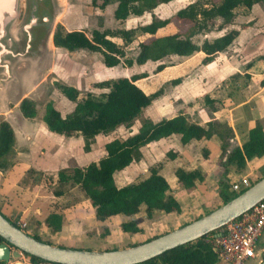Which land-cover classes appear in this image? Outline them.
<instances>
[{
  "label": "trees",
  "instance_id": "16d2710c",
  "mask_svg": "<svg viewBox=\"0 0 264 264\" xmlns=\"http://www.w3.org/2000/svg\"><path fill=\"white\" fill-rule=\"evenodd\" d=\"M173 1L176 0H91V3L93 7L102 10L109 5H116L114 18L117 21H125L130 16L142 17L146 13L154 11L160 5L169 4ZM256 4H261L264 7V0H220L219 2H216V0H197L180 8L170 18L153 17L149 23L128 30H93L91 36L83 31L66 32L57 27L53 35V44L55 47L69 52L84 49L99 53L103 58L104 65L108 68L120 64L127 67H132L134 64L142 66L151 61L159 63L154 70V73H159L169 66L164 61L170 57L177 56L189 59L199 52L206 55L203 63L208 64L213 61L218 53L226 51L233 44L239 32L231 30L214 40L205 39L201 44L196 41V37L210 32L215 21L222 20L225 25L231 24L236 18L235 11L238 8L244 7L250 10ZM174 20L185 22L190 26L185 32L157 36L159 30L167 27ZM144 35H150L152 38L138 44L139 52L135 59L129 57L126 48L138 37ZM115 37L120 38L124 45L120 46L109 39ZM148 76L147 73H141L130 78L120 77L96 83V88L108 90V92L98 96L88 93L81 100L78 99L79 92L77 89L64 86L62 92L68 100L75 103L74 110L63 117L52 104H48L43 120L49 131L53 133L65 137L80 136L84 142L83 150L89 152L97 136L108 135L121 126L132 125L143 114V111L159 97V92L148 95L136 85L137 81ZM179 82L180 79L170 81L175 85ZM202 104L207 109L209 116L213 118V112L217 111L216 101L206 95L203 97ZM20 110L25 118L32 119L37 115L34 103L27 98L21 102ZM215 134L219 136L222 142L221 152L225 162L227 165L234 164L238 171L245 169L247 162L264 157V131L260 123H257L249 131L248 138L241 147H235L229 151V141L233 138L234 133L227 124L213 121L205 128L191 122L188 116L181 113L156 123L149 120L144 121L136 134L124 140L114 139L108 142L105 145V155L85 167L75 166L71 169H61L56 177L30 169L20 183L24 187L30 186V190L35 191L44 180V183L48 184L47 186H51L55 197H62L77 188L90 201L95 211L96 220L99 222H104L117 215L133 218L141 212L142 208L147 219H153L156 211L167 214H181L180 203L173 197L167 180L157 169H151L149 177L142 181L124 187L116 185L114 175L132 163L139 162L142 157L141 148L153 142L179 135L181 143L187 145L193 140L211 139ZM15 145L16 137L13 128L7 121H1V171H6L11 167L10 157L14 153ZM168 156L175 158L176 155L171 151ZM175 175L181 186L186 190H193L196 182L204 180V176L199 170L185 171L177 169ZM45 177H47L46 180ZM262 178H264V174ZM242 192L236 193L233 191L228 181L221 183L219 197L223 203L222 205L233 200ZM0 213L34 239L54 245L51 240H43L38 234L28 232L27 229L6 217L1 209ZM64 223L63 215L52 213L39 225H44L48 230V234L55 235L62 230ZM121 230L129 234L143 232L138 227V222L135 219L122 222ZM107 233L105 231L104 235H107ZM209 236L175 248L143 264H216L218 256L213 249ZM3 242L4 240L0 237V244ZM133 246L136 245L129 247ZM27 257L30 259L31 264H52L36 257ZM0 264L8 263L0 262Z\"/></svg>",
  "mask_w": 264,
  "mask_h": 264
},
{
  "label": "crops",
  "instance_id": "0c3cea01",
  "mask_svg": "<svg viewBox=\"0 0 264 264\" xmlns=\"http://www.w3.org/2000/svg\"><path fill=\"white\" fill-rule=\"evenodd\" d=\"M255 6L256 5H254L253 8L250 9L246 14L236 15L234 21L231 24H227L226 29L219 30V32L210 31L211 34H208L210 32L205 34L206 39L210 38V40H214L231 30H236L239 32V35L234 40L233 44L226 51L218 53L214 57L213 61L208 64L203 63V60L206 57V55L203 52H199L189 59H183L181 57L172 56L167 60H170L171 58H176L175 62L169 65L168 67H166L163 71L159 73H154V70L156 68L151 72L149 69H146L148 68V66L154 63L157 64L156 65L157 67L159 64L158 62L149 61L145 65L139 66L137 64H134L132 67H127L124 64H120L116 67L110 68V70L106 69L108 67H106L102 62V67L104 68V72L107 74V78L101 81H96L91 86L96 88L95 84L102 81L117 79L120 77L130 78L131 76L136 74L147 73L149 76L145 79H141L137 81L136 85L139 86L146 94L149 95V94H153L152 89H150V87H142V85L149 78L160 79L159 81L162 82H170L176 79L181 80L183 78V84H179L178 86L175 87V99L170 100V102L167 104V109L169 108L165 112L167 113V115L160 117L162 114L156 112L155 113L156 116H153V118L150 117L152 120L154 119V123L159 122L163 119L175 117L181 113L183 115L188 116L191 122L199 124L205 128L208 127L209 123L213 121H217L222 124H227L233 130L234 136L232 139H230V141L234 143V146L230 145L229 151H231L235 147H241L244 141H246V139L248 138L249 131L252 130L257 123H260L262 125L264 131V58L262 59L260 58V60L257 58L258 56L259 57L264 56V54L259 53L261 51L260 45L263 41L262 32H264L263 31L264 21L262 18L260 19V15L264 16V11L262 10V13L259 15L258 12L254 11L256 8H258ZM93 8L98 12L94 14H97V16L101 17V19L99 20L100 21L99 26L102 25L105 26V19H103L102 21V18H104L108 6L103 10L95 7ZM113 9L115 10V8ZM114 10H113V18H114ZM235 12L237 14V10ZM142 17H138V18H142ZM67 19L68 18L59 21L60 24L63 26L64 31L66 32L83 31L87 34L85 29H83L84 28L83 21L78 20L77 23H74L73 25L70 26L69 21ZM114 20L117 21L115 18ZM56 22H57V14H55V10H54V22L51 31L49 32L47 38L42 41L39 47L40 55L36 61L27 58L19 59L14 65H12L11 78H7V76L4 73H0V121L1 118L4 117V120L7 121L13 128L16 137V145L14 148V153L12 155L13 158L12 160L10 159L12 165L6 171L0 170V198L4 200V202L7 205L8 204L10 205V206L8 205V208L13 211L12 213L17 214L21 219L34 218L36 221L41 223L52 213H58V214H63V213H61L60 210L51 212L53 210L52 207L51 208L45 207V209L43 210V214L40 215L35 214L34 209H36L38 204L41 203L39 197L41 196L46 197L47 198L46 205H49L52 204V202L56 204L57 201L64 198V196L55 197L52 193H48L47 190L43 188V185H40L35 191L30 190L32 192L24 189L25 187L22 186L20 182L22 178L26 175V173L30 169H34L37 172H41L45 175H52L55 177L54 173H57L61 169L67 168L68 166L67 161L70 159L77 161L79 167H85L90 163L99 160V159L98 160L91 159V160H87L83 164L79 162V158L77 154L72 152L70 149L71 145L76 144L78 149L79 150L81 149L80 151L81 154L89 156L94 153L93 149L95 144L92 145L91 151L85 153L83 151L84 142L80 136L65 137L49 131L45 122L43 123L42 121L44 116H42L40 120L36 117L32 119L25 118L22 112L20 115L19 108L21 102L24 99L31 97L32 93L34 92L35 86L32 85L29 91L27 93H24L23 96L20 98V100H18V102L16 103H13L11 100H9V98L6 96L5 93L9 84L19 82V75H16L15 69L18 67V64L20 62L29 63L30 66L37 68L38 67L37 65L41 62V60L44 57L45 48H47L49 50V53L51 54H55L56 52H59L61 54H64L63 52H69L65 49L57 48L53 44V35H54L53 30ZM118 22H123V21H118ZM218 22H221V20H218ZM169 26L170 24L167 27L159 30L157 32V36L168 35V34H163L162 32L168 29ZM94 30L104 31L107 29L103 27V28H95ZM146 38L150 39L152 38V36L150 35L140 36L134 42H137L139 40L138 41L139 44L140 42H144V39ZM109 39L120 46L124 45V42L120 38L115 37ZM128 47L126 48V50L128 49ZM78 52H80L81 54H85L84 49L77 50L71 53L75 54ZM91 53H96V52H91ZM99 55L101 56V54ZM122 66L126 67L127 71H129L132 68H135L136 70H138V68H142V69L141 71H139V73H130V74L125 73L118 77L114 76V74L117 73L118 71L121 72ZM209 68L210 69L215 68L216 73L220 72L222 74L221 78H219V80L217 81L216 80L209 81L208 78L206 77ZM230 77H232L235 80L230 81L229 79ZM244 77L248 79L245 80ZM213 83L220 84V87H218L214 92H212L211 90L214 85ZM197 86H201L203 87V89L198 94H195L191 98H189L190 96H188L187 93L194 90ZM99 90L100 91L98 95L108 92V90H101V89ZM92 92L93 91H89V93L94 95V93ZM199 94H202V97L200 98L201 99L200 107L199 108L196 107L197 108L196 109L195 97L198 96ZM206 95H208L212 100L216 101L217 111L213 112L212 114L213 118L209 116L207 109L202 104L203 97ZM12 104L14 105V107L18 108L17 113H14L13 108L11 107ZM149 108L150 106L146 108L143 111V113L147 112ZM62 116L66 117L67 115H62ZM138 130L135 131L134 134L137 133ZM108 135H99L97 136L95 141L96 143L100 138H104L105 142L103 143V156L105 155V145L108 142L114 140V139L108 140L107 139ZM221 144L222 142L219 136L216 134L211 139H203L200 141L193 140L187 145H183L181 143L179 135H173L168 138H164L159 141L153 142L149 145H146L145 147H142L141 148L142 157L140 161L134 162L124 170L117 173L128 176L129 173L132 174L133 170H136L137 172L143 171L144 169L148 168L147 166L149 164L153 165L155 162H157L156 160H158L159 156L166 153L168 154L169 152L172 151L176 155L175 158H168L165 162L162 161L161 163L162 165L157 170L167 180L171 188V194L180 203L182 209L181 214H176V213L167 214L162 211H156L153 219H147L146 214L142 208L141 212H139V214L135 215L133 218L126 217L124 215H117L109 218L104 222H99L96 220L95 211L92 207L93 209L92 217L94 218L96 225L98 226L99 224H101L107 226V228L109 229V234L107 233V235H105L101 239L93 238V241L90 242L93 245V247H88V246L77 247L74 245L72 246L59 245V246L88 249L93 251H106L107 250L106 246H108V244L110 243V239L113 238V233L112 230L110 229V225H108V222L116 219L120 220V224H119L120 230H121L122 222L128 221L130 219L137 220L138 227L143 230V232L139 234L124 233L121 230L120 237L122 239L123 249L131 245H137L151 239L149 237L145 238L148 231L147 228L151 227V225L154 224L155 219L159 217H168L171 220V223L165 230V233L169 231H173L174 229L186 223H191L190 221L189 222L187 221L188 217L190 216L187 208L190 198L193 199L194 202V205L190 210H193L194 206L200 208L202 203L205 205V210L208 209L209 207L207 204H210L209 201L212 198L214 199V196H216L217 199L221 201L219 197V186L215 188V192L208 191V186H206L209 176L213 172L218 173L221 170V168L218 167V164H216V157H218V155L221 152ZM194 145L196 147L195 151H198L199 149L207 150L209 152L208 158L203 160L202 162L198 161V158L195 156L193 151L191 154V150H192L191 148ZM190 156L192 157L195 156L194 157L195 159L192 157L190 159ZM51 161L57 162L58 168H55L56 170H54L53 167L49 166L50 165L49 163ZM263 168H264V157L255 158L247 162V166L245 167V169L241 171L238 170L236 171V169L232 170V172L229 171L226 177L228 183L232 181H239L244 177H248L251 180H255L257 178V173L259 172V170ZM177 169H183L185 171L199 170L203 174L206 182H202L201 185L196 183V187L193 191L186 190L181 186L175 175ZM165 172H168L171 175V179L165 177L164 174ZM147 177L149 176L147 175ZM202 189H206V190L202 192ZM1 205H0L1 212L6 217L11 219L10 217L12 216L11 215L9 216L8 213H5L4 210H2ZM190 206L191 204L189 205V207ZM195 211L198 212L199 214L200 211L202 212V209L198 211V208H196ZM200 217L201 215H198L196 219ZM41 227L47 230V228L44 225H42ZM65 227L66 224L64 223L62 230L55 234V238L58 241L60 239L67 240L68 236ZM258 251L264 252V246L261 248L260 241L258 244ZM216 264H226V263L222 260H219L218 258Z\"/></svg>",
  "mask_w": 264,
  "mask_h": 264
},
{
  "label": "rangeland",
  "instance_id": "374dc122",
  "mask_svg": "<svg viewBox=\"0 0 264 264\" xmlns=\"http://www.w3.org/2000/svg\"><path fill=\"white\" fill-rule=\"evenodd\" d=\"M35 1L36 0L20 1L21 10L19 17L15 22V28L19 29L20 32L22 26L25 24V21L27 20L28 12L25 10V7H31ZM195 1L197 0H176L169 4H163L162 6L156 8V10L150 13H146L145 16L142 18L131 16L130 18H128L126 21L123 22H118L114 20L113 8H115L116 5H111L108 6L104 18H102V21L103 19H105V26L103 25L102 26L112 31H119L121 29H132L138 25L147 24L152 20L153 17H157L161 19L170 18L180 8L185 7L188 4L193 3ZM219 1L220 0H216V2ZM46 3H49V0H47ZM50 5L51 7L55 8L54 9L55 14H57V22L55 24L53 34L57 29V27L64 30L63 26L60 24L59 21L64 20L66 18H68L67 20L69 21L70 26L73 25L74 23H77L78 20L83 21L84 22L83 29H85L88 36H91V33L95 28H103L102 26H99L100 24L99 20L101 19V17L97 16V14H94L98 12L97 10H94L91 0H50ZM255 7H258L254 11L258 12L259 15L262 13V10L264 11V7L261 4H256ZM248 11L249 10H247L246 8L240 7L237 9L236 15L246 14L248 13ZM261 18L264 21V16L260 15V19ZM189 26L190 24L174 20L171 22L169 28L163 31L162 33L173 34L176 32H185L189 28ZM226 27L227 25L223 24L222 20L221 22L215 21L213 23L211 32H219V30L226 29ZM211 32L208 34H211ZM262 33H263L262 35L263 41L260 45L261 51L259 53L264 54V39H263L264 32ZM205 39H206L205 35H199L198 37H196V41H198L200 44ZM147 40H149V38L144 39V41ZM207 40H210V38H208ZM138 41L132 43L126 50L128 56L132 57L133 59L137 57L139 52ZM63 53L64 54L56 52L55 54H51L49 53V50L45 48L44 57L41 60V62L37 65L38 66L37 68L30 66L29 63L20 62L18 64V67L15 69L16 75H19V82L9 84L5 91L6 96L9 98V100H11L13 103L18 102V100H20L23 94L29 91L32 85L35 86L34 92L32 93L31 97L27 99L31 100L34 103L37 112L36 118L41 120L42 116H44L43 114H45V110L48 104H52L62 113V115H68L70 112H72L75 103L68 100L64 95V93L62 92V88L64 86H69L77 89L79 92V98H78L79 100L84 98L89 93V91H93L92 93H94V95H98L100 90L92 87L91 85L94 84L96 81H101L107 78V74L104 72V68L102 67V62H103L102 56L96 53H91L90 51H86V50H85V54H81L80 52L75 54L71 52H63ZM257 58L260 60V58L262 59L264 58V56L261 57L258 56ZM175 59L176 58H171L170 60H167L164 63L166 65H171L175 62ZM156 65L157 64L154 63L148 66V68L146 69H149L151 72L156 68ZM106 69L110 70V68H106ZM141 69L142 68H138V70H136L135 68H132L129 71H127V68L122 66L121 72L118 71L117 73L114 74V76L118 77L125 73L126 74L139 73ZM221 76L222 74L220 72L217 73L215 72V68L212 69L209 68L206 77L208 78L209 81H214V80L217 81L219 80V78H221ZM244 78L245 80L248 79L246 77ZM229 79L230 81L235 80L232 77H230ZM159 80L160 79L149 78L142 85V87H150L153 93L159 92V97L153 102V105L150 106L147 112H144L137 120H135L132 125L121 126L112 134L108 135L107 138L108 140L126 139L127 137L133 135L134 132L137 131L141 127L142 123L146 120H149L154 123V119L152 120L150 117L153 118V116H156L155 114L156 112L162 114L160 117L167 115V113H165L169 109V108L167 109V104L170 102V100L175 99V87L178 86L179 84H183V78L176 85L170 82H162ZM218 87H220V84L218 83L214 84L213 88L211 89L212 92H214ZM202 89L203 87L197 86L194 90L187 93V95L190 96L189 98H191L193 95L198 94ZM201 97L202 94H199L198 96L195 97V108L200 107ZM11 107L13 108L14 113H17L18 108L14 107L13 104L11 105ZM19 113L21 115L20 108H19ZM3 120L4 117L1 118V121ZM42 121L44 123L43 119ZM104 142H105L104 138H100L96 143H94L95 144L93 149L94 153L89 156L81 154L80 152L81 149L79 150L76 144L71 145L70 149L72 152L77 154L79 158V162L84 164V162H86L87 160H91V159L98 160L103 156ZM230 145L234 146V143L229 141L228 148L230 147ZM195 148H196L195 145L191 148L192 149L191 154L193 151L195 156L198 158V161L202 162L203 160L208 158L209 152L207 150L199 149L198 151H195L196 150ZM12 155L10 157L11 160L13 158ZM195 156L193 157L190 156V159L191 157L194 158ZM168 158L170 157L168 156L167 153L162 154L161 156L158 157V160H156L157 162H155L153 165L149 164L147 166L148 167L147 169H144L143 171H139V172L133 170L132 174L129 173L128 176H125L124 174L116 173L114 175L115 183L118 187H124L128 184L138 183L143 179H145L147 175L148 176L150 175L151 169H159L160 166L162 165L161 164L162 161L165 162ZM49 164H50L49 166L53 167L54 170H56L55 168H58L56 161H51ZM67 164H68L67 168L70 169L75 166L79 167L77 161L73 159L68 160ZM216 164H218V167L221 168V170L218 173L213 172L209 176V179L207 180V184H206V186H208V191L211 192H215L216 187L219 186L220 188L221 183H225L228 181L226 177L228 173L226 172L229 171L232 172V170L236 169L234 164L227 165L221 152L218 155V157H216ZM57 173H54L55 177L57 176ZM164 174L165 177L171 179V175L168 172H165ZM263 174H264V169L259 170L255 182L261 179L263 177ZM46 178L47 177H45V180ZM202 182H206V180L204 179ZM202 182H196V183L201 185ZM41 185H43V188L46 189L48 193H52L51 186L50 187L47 186L48 184H45L44 180L41 183ZM24 189L30 191L31 188L30 186H27ZM205 190L206 189H202V192ZM39 199L41 203H39L37 208L34 209L35 211L34 213L37 215L43 214V210L45 209V207L46 208L52 207L53 210L51 212L60 210V212L63 213L61 215H63L65 218V224H66L65 230L67 231V236H68L67 240L60 239L58 241L55 238V235L48 234V230L43 229V227L39 225V223L41 222L36 221L34 218L21 219L17 214L12 213L13 211L8 208L9 204L7 205L4 202V200H2L1 198H0V203L2 205L1 204L0 205L5 213H8L9 216L10 215L12 216L10 217L12 221L16 222L23 228L27 229V231L30 233L38 234L39 237L43 240H51L53 244L56 246L74 245L77 247H82V246L93 247V245L90 243L91 241H93V238H99V239L103 238L105 236L104 235L105 231H107L109 234V229L107 228V226L101 224H99L98 226L96 225V222L92 217L93 209L91 203L86 198L85 194L79 189L75 188L70 192L66 193L64 195V198L58 200L56 204L52 202V204L46 205L47 198L43 196L39 197ZM209 203L210 204H207L209 208L206 210H205V205L203 203L201 204L200 208L194 206V209L190 210L194 205L193 199L190 198L187 206L190 216L188 217L187 221L193 222L198 217V215H201V217L205 216L210 212H212L213 210H215L216 208H218L219 206H222L223 204L222 201H219L216 196H214V199L212 198L209 201ZM190 204L191 206L189 207ZM196 208H198V211L202 209V212L200 211L198 214V212L195 211ZM170 223L171 220L168 217H159L155 219L154 224H152L151 227L147 228L148 231L145 238L147 237L153 238L155 236H159L160 234H165V230L170 225ZM119 224H120L119 219L108 222V225H110V229L112 230L113 233V238L110 239V243L108 244V246H106L107 250L123 249L122 239L120 237L121 230ZM260 245L261 248L264 246V236L260 238ZM19 261L30 263V259L27 256H23ZM15 263L16 260L11 259L8 264H15Z\"/></svg>",
  "mask_w": 264,
  "mask_h": 264
},
{
  "label": "water",
  "instance_id": "95a60500",
  "mask_svg": "<svg viewBox=\"0 0 264 264\" xmlns=\"http://www.w3.org/2000/svg\"><path fill=\"white\" fill-rule=\"evenodd\" d=\"M21 0H0V73L11 78V69L19 59L36 61L39 47L47 38L54 22V7L50 0H36L25 7L27 20L15 28ZM50 5V7H49ZM264 201V178L243 191L233 200L185 226L165 233L149 242L117 250L93 251L63 248L40 242L12 224L0 213V262L31 264L19 261L32 256L52 264H143L163 254L194 243L222 229L228 223L251 211Z\"/></svg>",
  "mask_w": 264,
  "mask_h": 264
},
{
  "label": "built area",
  "instance_id": "2783aa9c",
  "mask_svg": "<svg viewBox=\"0 0 264 264\" xmlns=\"http://www.w3.org/2000/svg\"><path fill=\"white\" fill-rule=\"evenodd\" d=\"M255 180L244 177L229 183L236 193L247 190ZM264 236V201L251 211L210 235V242L219 260L226 264H264V252L258 251Z\"/></svg>",
  "mask_w": 264,
  "mask_h": 264
}]
</instances>
